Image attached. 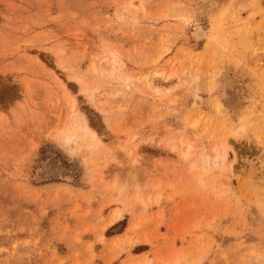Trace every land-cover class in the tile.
<instances>
[{"label":"rangeland","instance_id":"obj_1","mask_svg":"<svg viewBox=\"0 0 264 264\" xmlns=\"http://www.w3.org/2000/svg\"><path fill=\"white\" fill-rule=\"evenodd\" d=\"M0 264H264V0H0Z\"/></svg>","mask_w":264,"mask_h":264},{"label":"bare ground","instance_id":"obj_2","mask_svg":"<svg viewBox=\"0 0 264 264\" xmlns=\"http://www.w3.org/2000/svg\"><path fill=\"white\" fill-rule=\"evenodd\" d=\"M205 35H206V32L204 31V29L200 25H197L194 27L193 32H192V36L194 38V41L199 42V41L203 40ZM106 67H107V62L105 60L102 63L101 71L105 72ZM159 76L161 77L162 74L160 73ZM79 131L83 132L84 134H87L86 126L85 125L84 126H78L76 129L74 128L72 131L67 133L65 135V138H64L65 143H67V144L71 145V147H73V145H74L73 142L75 141V139L81 137V136L77 135ZM184 155H185V153H184Z\"/></svg>","mask_w":264,"mask_h":264}]
</instances>
